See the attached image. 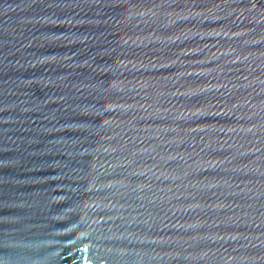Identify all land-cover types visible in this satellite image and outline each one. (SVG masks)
<instances>
[{
    "label": "water",
    "instance_id": "95a60500",
    "mask_svg": "<svg viewBox=\"0 0 264 264\" xmlns=\"http://www.w3.org/2000/svg\"><path fill=\"white\" fill-rule=\"evenodd\" d=\"M0 264H264V0H0Z\"/></svg>",
    "mask_w": 264,
    "mask_h": 264
}]
</instances>
